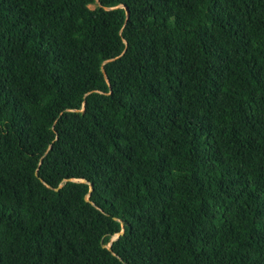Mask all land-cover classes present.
Returning a JSON list of instances; mask_svg holds the SVG:
<instances>
[{
	"label": "trees",
	"instance_id": "obj_1",
	"mask_svg": "<svg viewBox=\"0 0 264 264\" xmlns=\"http://www.w3.org/2000/svg\"><path fill=\"white\" fill-rule=\"evenodd\" d=\"M0 264H264V0H0Z\"/></svg>",
	"mask_w": 264,
	"mask_h": 264
},
{
	"label": "water",
	"instance_id": "obj_2",
	"mask_svg": "<svg viewBox=\"0 0 264 264\" xmlns=\"http://www.w3.org/2000/svg\"><path fill=\"white\" fill-rule=\"evenodd\" d=\"M126 14H127V11H126ZM85 199H86L87 201H89V199H88V193H87V196L85 197ZM122 232H123V231L120 230V231L115 235V237H116L117 235L121 234ZM109 245H110V242H109V244H107V247H109Z\"/></svg>",
	"mask_w": 264,
	"mask_h": 264
},
{
	"label": "rangeland",
	"instance_id": "obj_3",
	"mask_svg": "<svg viewBox=\"0 0 264 264\" xmlns=\"http://www.w3.org/2000/svg\"><path fill=\"white\" fill-rule=\"evenodd\" d=\"M91 7H93V5H91ZM115 237V235L113 237H111L110 239H113Z\"/></svg>",
	"mask_w": 264,
	"mask_h": 264
}]
</instances>
